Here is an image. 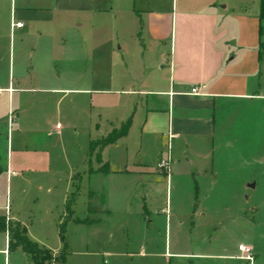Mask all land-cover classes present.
<instances>
[{"label": "rangeland", "instance_id": "1", "mask_svg": "<svg viewBox=\"0 0 264 264\" xmlns=\"http://www.w3.org/2000/svg\"><path fill=\"white\" fill-rule=\"evenodd\" d=\"M148 1L153 7L169 5L166 0ZM148 1L131 0V6L140 10ZM227 2L229 8L246 9L251 15L257 13L258 17L259 0H246L245 4L237 0ZM118 17L110 24L103 22L102 30L94 37L97 63H94L96 80L91 87L95 91L91 95L64 97L59 104L60 96L51 95L43 105L35 108L34 105L47 96L32 94L20 126L15 114L9 124L8 101L1 99L0 214L8 207L11 214L27 226L28 234L43 237L44 248L54 253L52 257L59 258L64 251L65 264H205L211 262L195 258L185 260L175 254H237L238 243L252 244L258 254L256 264H264L263 104L250 103V121L244 123L243 118L238 119L231 137L219 140L218 145H221L229 139L231 146L217 147L214 179L190 175L189 172L200 166L194 163L192 148L182 149L172 160L174 164L190 160L191 164L177 166L178 170L172 174L171 163L168 175L158 170L157 185L149 192L147 186L143 190L136 188L129 179L80 174L86 166L84 160L90 141L100 138L94 126L104 120L115 122L121 118L118 104L122 97L106 93L111 87L104 76L109 75L111 67L115 82L111 90H118L124 74L122 64L115 62L122 59L124 50L133 54L139 48L137 37L131 38L129 33L121 31L125 27L124 20L121 15ZM142 21L146 26L145 15ZM130 25L140 30V19ZM141 38L145 39V34ZM260 40L264 43V24ZM155 54H144L143 63L129 64L136 73L150 78L165 75L166 70L162 68L166 65L158 63ZM104 59L112 63H98ZM261 60L264 62V50ZM8 64L1 63L2 78L8 77ZM261 64L264 72V63ZM41 118L44 122H40ZM137 136L138 129L134 130L129 143H136ZM126 148L130 157L133 153L128 142L112 148L103 157L117 159L126 155ZM184 154H188L187 158ZM145 157L147 161L153 159L148 153ZM88 161L92 163L94 158ZM76 173L77 178L74 177ZM90 192L95 195L93 204L103 213H90L87 209ZM73 193L74 204L66 213L64 202ZM195 202L200 204L202 211L193 214ZM66 217L93 222L69 221L64 232V247L58 237V224ZM148 236L153 244L145 243ZM43 245L38 244L39 247ZM142 247H149L148 255H142ZM7 251L6 259L0 256V264H33L19 248L7 246ZM49 264L60 262L52 260Z\"/></svg>", "mask_w": 264, "mask_h": 264}, {"label": "crops", "instance_id": "2", "mask_svg": "<svg viewBox=\"0 0 264 264\" xmlns=\"http://www.w3.org/2000/svg\"><path fill=\"white\" fill-rule=\"evenodd\" d=\"M166 1L169 2L167 6L165 3L153 7L148 1L145 8L135 10L131 0H0V66L9 63L8 77L2 78L0 73V89H13L10 95L6 92L0 95V106L1 99L6 98L7 111H13L20 126L32 94L47 96L34 105L35 108L43 105L51 95L60 96L58 104L64 97L91 95L95 91L91 87L96 80L94 63H97L94 37L102 30L103 22H115L121 15L125 25L121 31L129 33L131 38L137 37L139 48L133 54L124 50L122 59L115 62L122 64L124 74L118 90H111L114 82L111 67L109 75L104 76V81L111 87L106 93L122 97L118 104L121 118L115 122L104 120L94 127L101 139L129 119L131 126L127 136L103 150L102 164L90 163L87 152L86 166L78 173L129 179L136 188L143 190L147 186L149 192L157 185L156 177L160 175L156 165L168 150L172 173L181 164H191L190 160H179L174 164L173 156L176 159L182 149L192 148L194 163L200 166L189 172L190 175L214 179L217 147L231 146L229 139L221 145H218L219 140L231 137L238 119L243 118L244 123L250 121V103L264 105L259 7L257 17V13L251 15L246 9L242 12L236 7L229 8V0ZM237 1L247 3L246 0ZM142 15L146 16V26ZM136 19H140V30L131 28L130 24ZM16 23H21L22 27H14ZM143 34L145 39L141 38ZM153 52L157 62L166 65L162 68L166 74L150 78L144 73H136L129 63H143L144 54ZM98 63L112 61L104 59ZM193 88H197L198 95L190 94ZM44 120L41 118L40 122ZM136 129L137 142L129 143ZM9 139L7 136L8 142ZM124 142L132 148L130 157L127 156L128 148L126 155L117 159L103 157L104 153ZM146 153L152 155L151 161L146 160ZM187 155L183 157L187 158ZM104 164L107 174L98 172ZM11 175L16 174L11 172ZM172 179L173 175L170 181ZM69 198L66 197L64 208ZM192 208L193 214L202 211L198 202L193 203ZM3 210L0 216L5 218L7 225L25 227L30 241L37 245L45 243L42 236L28 234L27 226L12 215L10 209L8 213L6 207ZM149 238L146 237L145 243L153 244ZM7 246V234L1 232L0 256L4 259L9 255ZM247 246L253 247V264H256V249L252 244ZM148 248L142 247V255L149 254ZM240 255L239 251L221 255L175 254L185 260L195 258L211 262L205 264H245L239 259Z\"/></svg>", "mask_w": 264, "mask_h": 264}, {"label": "trees", "instance_id": "3", "mask_svg": "<svg viewBox=\"0 0 264 264\" xmlns=\"http://www.w3.org/2000/svg\"><path fill=\"white\" fill-rule=\"evenodd\" d=\"M263 24H264V0H259V33L262 35L263 31ZM264 50V43H260V52ZM131 126V119L127 122L122 124L119 129L113 130L107 136L98 139L96 141H91L89 144V151H88V159L90 160L91 157L94 158V162L97 164H102V152L103 150L116 143L119 139L127 136L128 131ZM1 169V168H0ZM91 172V170H90ZM98 172L107 174V166L104 164L98 170ZM75 194V193H74ZM74 194L70 196L68 201L65 204V212L68 213L70 211L71 206L74 204L72 202L74 198ZM95 195L93 193H89L88 198V207L90 213H103V211L98 208L96 205L93 204ZM69 221H73L75 223H85L91 224L93 221H80L78 219H73L71 217H66L64 221L59 225V239L61 243L65 247V240H64V232L66 224ZM5 232L8 238V247L17 249L20 248L24 253H26L33 264H49L52 260L59 261L60 264H65V252L63 251L60 253L58 257H52L50 251L43 247H39L36 243L30 241L27 237L26 228L19 226V225H7L6 220L4 217L0 216V233ZM41 256V257H39Z\"/></svg>", "mask_w": 264, "mask_h": 264}, {"label": "built area", "instance_id": "4", "mask_svg": "<svg viewBox=\"0 0 264 264\" xmlns=\"http://www.w3.org/2000/svg\"><path fill=\"white\" fill-rule=\"evenodd\" d=\"M14 27H22L21 23H16L13 25ZM4 92L8 93L9 95L12 94L13 89L12 88H8L6 90H2L0 89V95H2ZM191 95H198V90L197 88H193L191 90ZM13 111H9L8 112V121L9 124L10 122H13L14 120V116H13ZM169 139H171V136L169 135ZM170 163H171V157H170V153L169 150L166 154V156L163 159H160L156 165V168L162 172H165L167 175L169 173L170 170ZM9 208L6 207V212L8 213ZM238 251L240 252V260H243L245 262H247L248 264H253L254 262V254H253V249L250 246L244 245V244H240L237 247Z\"/></svg>", "mask_w": 264, "mask_h": 264}]
</instances>
